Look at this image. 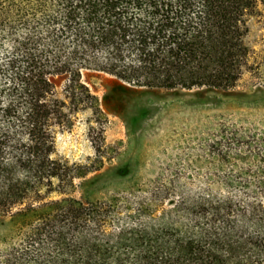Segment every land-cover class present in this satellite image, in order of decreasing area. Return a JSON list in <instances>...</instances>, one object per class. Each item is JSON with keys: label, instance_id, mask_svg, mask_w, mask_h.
<instances>
[{"label": "trees", "instance_id": "16d2710c", "mask_svg": "<svg viewBox=\"0 0 264 264\" xmlns=\"http://www.w3.org/2000/svg\"><path fill=\"white\" fill-rule=\"evenodd\" d=\"M254 8L0 0V264H264V137L222 150V173L206 176V189L185 190L174 175L173 189L157 178L95 201L69 194L86 169L55 152L57 131L78 111L102 113L84 70L132 86H235Z\"/></svg>", "mask_w": 264, "mask_h": 264}, {"label": "rangeland", "instance_id": "374dc122", "mask_svg": "<svg viewBox=\"0 0 264 264\" xmlns=\"http://www.w3.org/2000/svg\"><path fill=\"white\" fill-rule=\"evenodd\" d=\"M247 27V63L231 88L132 86L84 70L81 80L102 113L78 111L72 126L56 133V156L86 169L69 194L108 200L144 191L157 178L167 184L174 175L185 190L206 189L205 177L222 173L217 161L222 150L233 152L251 136L264 137V0H255ZM211 187L218 188L212 180ZM1 229L6 227L0 224Z\"/></svg>", "mask_w": 264, "mask_h": 264}]
</instances>
